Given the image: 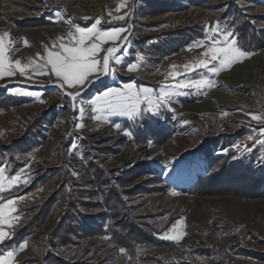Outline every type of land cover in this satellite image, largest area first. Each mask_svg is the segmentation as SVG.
<instances>
[{
  "label": "rangeland",
  "instance_id": "374dc122",
  "mask_svg": "<svg viewBox=\"0 0 264 264\" xmlns=\"http://www.w3.org/2000/svg\"><path fill=\"white\" fill-rule=\"evenodd\" d=\"M5 2L19 5L24 14L20 16L3 10ZM121 2L0 0V34L8 32L11 41L7 45L9 51L6 55L9 62L14 64L19 60L21 66L29 65L33 60L36 64H45L46 61L38 58L37 53L46 57V46L48 50H59L58 37H65L63 42L67 44L70 31L74 32L77 26L92 27L97 18L101 21L97 25L99 30L125 29L115 41L108 40L101 45L104 50L98 54V59L102 65L107 46L125 39L121 47H116L117 51L109 61L110 77L100 78L97 82H93V77L99 71L89 77L83 86L68 88L65 85L61 88L55 75L50 73V66L44 69L49 72L47 75L28 67L24 75L14 69L13 75L0 76V93L19 102L0 110V144L7 147L5 154L0 155V169H4L6 178L3 190H0V203L14 201L16 211L11 215L18 217L12 220L11 227L2 226L9 236L0 242V255L14 251L13 264H21L34 258V244L39 243L44 247L41 259L48 256L60 258L68 252L79 251L93 256L97 262L106 261V264H264V198L242 199L222 194L195 196L191 193L198 177L209 172V157L232 151L236 160L247 158L264 165V146L256 143L257 140H264L260 134L264 121L251 118L252 115L264 117V63L255 70L259 79L255 85L240 82L238 77L241 73L236 76L230 74L234 67L264 51V45L218 75L204 69L185 73L175 79L168 75L174 70L184 73V65L200 58L205 48L193 47L194 44L202 41L207 45L210 38L220 39L225 32L232 33L229 39L238 40L236 33L219 18L230 9L264 30V0H123L125 7L117 12V4ZM248 4L255 7L246 9ZM109 12L112 16L127 15L123 20H114L108 15ZM215 26H218V32L211 33V28ZM189 28L199 31L195 35L199 39L179 51L165 54L170 46L162 45L171 43L170 40L176 36L169 34ZM16 30L20 33L15 34ZM54 42L56 48L52 47ZM159 43L161 48L157 49ZM138 57L143 59L138 60ZM116 58L120 59L119 64ZM131 65H136L135 70H128ZM201 74L213 80L215 86L200 90L176 89L157 115L142 112L139 117L129 119L127 116L92 110L91 101L110 88L124 89L127 85H133L135 90L149 88L153 90V95H158L162 89L173 88L179 80L199 79ZM88 83L93 85L82 94L81 88ZM238 83L239 87L236 88L235 84ZM213 90L221 92L224 97L221 100L210 98L209 103H203V108L215 105L224 113L223 119L213 115L197 117L177 114L181 107L201 104ZM68 92L78 93L75 100L66 94ZM24 93H36L39 98ZM141 107L146 108L147 105L142 104ZM82 108L83 114L80 111ZM98 115L101 118L95 119ZM244 127L247 134L239 137L238 133ZM161 129L163 134L159 137L162 143L157 144L153 134ZM165 134L169 136L165 138ZM202 134L212 138L214 143L199 151L196 141ZM250 136L251 140L248 139ZM149 147L159 151L157 160L145 155ZM90 163L97 166L114 187L125 191L123 200L128 205L139 206L138 214L141 217L159 213V220L175 219L158 237L164 244L145 249L132 260L124 259L120 250L98 236L75 238L69 246L55 248L50 245L51 234L68 213L71 212L74 217H93L89 221L92 226L99 225L108 214L101 205L100 191L86 170ZM192 169L196 171L188 184L179 181L181 185H174V177L190 173ZM17 175L19 181L9 184L8 181ZM50 176L56 177L49 180ZM41 180L44 183H40ZM143 181L147 182L149 189L157 191L127 193ZM61 192L63 198L59 199L57 195ZM173 192L177 194L173 195ZM79 195L83 197L82 200H79ZM50 198H53V204L46 222L33 229L24 240L6 245L4 242L11 238L20 221L29 219L36 212L34 207L30 213H25V210L36 204L42 208ZM181 198H185L188 205H193L195 209L186 210L179 204ZM214 198L223 199L222 203L231 205L239 201L244 205V210L239 212L226 208L223 212H217L218 218H214L216 234L212 237L211 232L215 227L212 229L210 216L216 211L210 200ZM89 203L92 207L86 206ZM190 212L194 219H198L195 226L189 225ZM177 221H182V224L173 228ZM180 233L183 235L179 240L165 238L166 235L176 236ZM189 237L197 242L193 250L182 251L177 246V253H171L164 248L182 244ZM221 240L229 245H224ZM22 243H26V247L20 250Z\"/></svg>",
  "mask_w": 264,
  "mask_h": 264
},
{
  "label": "trees",
  "instance_id": "16d2710c",
  "mask_svg": "<svg viewBox=\"0 0 264 264\" xmlns=\"http://www.w3.org/2000/svg\"><path fill=\"white\" fill-rule=\"evenodd\" d=\"M196 5L199 6L200 3H196ZM219 18L232 32L236 33L238 47L242 50L248 53H255L263 47L264 30L255 27L249 18L232 9L221 14ZM196 34H199V31L193 28L175 30L174 33L169 34L176 35L170 40L172 42L162 45L164 47L170 46V50L164 53L179 51L182 47L193 43L196 39H199V37L195 36ZM140 44L141 42H139ZM156 48L160 49L161 44L156 46ZM17 103L19 102L14 98L7 96L5 93H0V110H6L10 105ZM246 130L244 127V129L240 130L238 136L242 137L247 134ZM162 134V129L154 132L153 136H155L157 144L162 143L159 137V135L162 137ZM167 136L169 135H164L165 138ZM212 141V138L202 134L197 138L196 147L201 151L204 146L214 143ZM208 164H210L209 172L205 176L198 177L191 188L193 195L215 196L222 194L242 199L264 198V165L260 164V162H254L247 158L236 160L232 151H227L226 154H217L214 157H209ZM86 170L94 179L93 183L100 191L101 205L108 214L101 219L102 221L99 225L92 226L89 221L93 217H84L82 215L74 217L71 212L68 213L51 234L50 245L55 248L69 246L73 244L75 238L98 236L105 239L117 250L123 248L125 250L122 253L124 259L132 260L143 250L165 243L158 237L167 230L169 225L175 220L174 218L169 221L159 220L161 216L159 213L141 217L138 214L139 206L128 205L122 198L125 191L118 190L110 181H107L103 172L97 169V166L90 163ZM55 177L50 176L49 180H54ZM40 183H44V181L41 180ZM139 190H144L146 193L157 191V189H149L147 182L143 181L135 189L127 193L136 194ZM59 194L57 195L59 199L63 198V193ZM79 197V200L83 199L82 196L79 195ZM50 199L43 204L42 208L40 206L37 207L36 204L26 209L25 213L36 210L35 214H33L34 216L20 221L14 232H12L11 238L4 243L6 245L10 242L14 243V241L18 243L20 240H24L26 235L32 232L33 229L41 227L48 219L49 212H51L50 208L53 204V198ZM86 206L92 207V204L89 203ZM33 207L34 209L32 210ZM34 247V258L25 260L21 264H106V261L97 262L93 256L81 254L79 251L68 252L60 258L48 256L46 259H41L40 256L42 251L44 252V247L39 243H35Z\"/></svg>",
  "mask_w": 264,
  "mask_h": 264
},
{
  "label": "snow or ice",
  "instance_id": "6c2138e0",
  "mask_svg": "<svg viewBox=\"0 0 264 264\" xmlns=\"http://www.w3.org/2000/svg\"><path fill=\"white\" fill-rule=\"evenodd\" d=\"M125 7V3L122 2L117 4L116 11L119 12L121 8ZM112 16V13H108ZM127 13H125V16ZM125 16H112L114 20H123ZM101 23L100 19H96L95 24L89 28L75 27V31H70L67 34V39L69 43L65 44L63 41L65 37H58L59 50L52 51L48 50L46 46V57H41L37 53V57L46 61L45 64H36L33 60L29 65L21 66V62L16 60L14 64L9 62L6 53L9 51L8 44L11 42L9 39V33L3 32L0 34V76H10L14 74V69L18 70L21 75L25 74L28 67H34L39 74L47 75L48 71H44L48 66H50V73L54 74L59 81V87L63 88L65 85L68 88H75L77 86H83L89 77L96 75L99 71L101 74H107L109 71V61L113 54L117 51L115 47H109L103 56V64H100L98 59V54L102 51L101 45L106 43L108 40L115 41L119 33L123 32V28H113L109 31H102L97 28V25ZM218 26L211 28V33L218 32ZM232 33H223L220 39L210 38L207 45L198 42L193 45V47H204L205 50L200 54V58L194 63L184 65V73L178 71H172L168 75L175 79L188 72L196 71L197 69H204L208 73L213 75H218L221 71L227 70L234 63L241 61L242 59L251 55L240 47H238L237 41L229 39ZM98 41V42H97ZM27 43V41H25ZM56 48V43L52 45ZM143 59L138 57V60ZM121 61L116 58V63L119 64ZM136 65H131L129 71L135 70ZM173 69L176 68L175 65L172 66ZM215 86V82L203 74L200 75L199 79H182L171 89H162L158 95H153V90L149 88H141L135 90L133 85H127L124 89L110 88L103 92L101 95L96 96L91 104L93 105V111L97 113L106 112L108 115H121L127 116L129 119H135L139 117L142 112H148L152 115H157L159 109L162 106L167 105L168 101L176 93V89L179 88H193V89H204L211 88ZM25 95H32L38 97L36 93H24ZM68 96L75 100L78 93L68 92ZM146 104V108H142L141 105ZM81 114H83L84 109H80ZM95 119H100L98 115L94 117ZM252 119L264 121V117L259 115H252ZM77 127H82V125H77ZM119 128V125H116ZM128 134V133H126ZM262 136H264V128L261 129ZM252 139V137H248ZM256 143L264 146V140H257ZM251 151V149H248ZM171 163V161L169 162ZM75 174V173H74ZM4 169H0V190L4 188ZM19 175L13 176L8 183L13 184L19 181ZM176 195L177 193H172ZM14 201L9 200L5 203H0V242L4 241L9 233L4 230L3 225L11 227L12 220L18 219V217L12 216L11 214L16 211L14 208ZM182 224V221H177L173 228L177 225ZM183 233L176 236H165L167 239L179 240ZM26 247V243L20 244V250ZM123 253L125 250L120 249ZM15 252L7 251L5 254L0 255V264H13Z\"/></svg>",
  "mask_w": 264,
  "mask_h": 264
},
{
  "label": "bare ground",
  "instance_id": "6f19581e",
  "mask_svg": "<svg viewBox=\"0 0 264 264\" xmlns=\"http://www.w3.org/2000/svg\"><path fill=\"white\" fill-rule=\"evenodd\" d=\"M8 1V0H7ZM264 5V3H262ZM250 7H255L254 5L252 4H248L246 6V9L250 8ZM3 10H8V12H11V13H17L19 14L20 16L23 15V11L20 9V6L19 5H16L15 3H4L3 5ZM15 34H19L20 31L19 30H16L14 32ZM125 40V39H124ZM123 40V41H124ZM123 41H121L120 43H117V44H110L107 46V49L109 47H121L122 44H123ZM104 50V49H102ZM106 53V51L103 53V56L104 54ZM264 63V51L256 54L254 57L250 58V59H247L245 60L243 63L237 65L236 67H234L230 74L233 76L237 73H241V76L238 77L240 78V82L242 83H247V84H251V85H255L257 82H258V77H257V74L255 72V70H257V67L262 65ZM102 64H103V60H102ZM110 64V62H109ZM104 77H110V69L108 71L107 74H101L99 73L98 75L94 76L93 78V82H97L98 79L100 78H104ZM237 80V79H236ZM92 82V83H93ZM93 84H87L86 86L82 87L81 88V92L82 94L85 93L87 91V89ZM34 86H37V84H35ZM235 87H239V83L238 84H235ZM224 96L222 95L221 92L219 91H211L208 93V99H206L205 101H203L201 104H193V105H188L186 107H181L179 110H177V114H180L181 116H188V115H195L197 117H201V116H208V115H213V116H216L218 117L219 119H223V116H224V113L219 111V109L213 104H211L207 109H204L203 108V103L207 104L209 103V99L212 98V99H219L221 100ZM205 106V105H204ZM19 113H24L22 110H18ZM110 137L112 136L111 134L109 135ZM106 139L109 138V137H105ZM104 138V139H105ZM158 154H159V151L155 148V147H149L145 150V155L148 156V158H152V159H158ZM196 170L195 169H192L190 171V173H184L178 177H174L176 180H179L180 182L182 183H185V184H188L189 181H190V178L194 177L193 176V173L195 172ZM121 179V178H120ZM178 181V182H179ZM209 201V200H208ZM223 202V199L221 200L220 198H214L212 200H210V203L213 205L214 204V209L216 211V213H214V215L210 216L211 218V225H212V229L215 227V222H214V218H218V213L220 212H223L224 210H227L226 208H228V210H235V211H238L239 212H242L244 210V205L239 202V201H234L233 205L231 204H228V203H222ZM195 203V202H194ZM179 204L182 205L186 210L188 211H192L193 209V205H188L187 203V200L185 198H181L179 199ZM196 207V205H195ZM232 211V212H233ZM218 212V213H217ZM188 218V217H187ZM190 223L189 225H193L195 226V222L198 220V219H194V216L192 215V212H190ZM193 220V222H192ZM188 221V220H187ZM217 225V224H216ZM192 228V227H191ZM216 228L214 229V232H211L212 237L214 236V233L216 234ZM209 229H210V226H209ZM221 243H223L224 245L225 244H228L227 242H225L224 240H221ZM194 244V241L192 240V238H189V239H186L184 240L183 242V245L182 246H185L187 248H190L192 247ZM222 244V245H223ZM229 245V244H228Z\"/></svg>",
  "mask_w": 264,
  "mask_h": 264
},
{
  "label": "built area",
  "instance_id": "2783aa9c",
  "mask_svg": "<svg viewBox=\"0 0 264 264\" xmlns=\"http://www.w3.org/2000/svg\"><path fill=\"white\" fill-rule=\"evenodd\" d=\"M110 135V134H109ZM2 144H0V155L2 156V155H4L5 154V152H4V149H7V147L6 146H1ZM3 147H6V148H3ZM3 148V149H2ZM179 180H176V182L174 183V185H181L182 183H179L178 182ZM192 226V225H191ZM190 238V237H189ZM189 238H185L184 240H186V239H189ZM192 240L194 241V244H193V246L192 247H190V248H187V247H185V246H182L183 245V243L181 244V243H178V244H174V245H168V246H165L164 248H167V250L168 251H170L171 253H177L176 251V249H178L177 248V246H179V248L181 247L182 248V251H188V250H193V248H195L196 246H197V242L192 238ZM184 242V241H183ZM173 251V252H172ZM235 263V262H234Z\"/></svg>",
  "mask_w": 264,
  "mask_h": 264
},
{
  "label": "water",
  "instance_id": "95a60500",
  "mask_svg": "<svg viewBox=\"0 0 264 264\" xmlns=\"http://www.w3.org/2000/svg\"><path fill=\"white\" fill-rule=\"evenodd\" d=\"M195 177H196V174H195Z\"/></svg>",
  "mask_w": 264,
  "mask_h": 264
}]
</instances>
